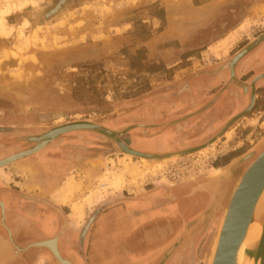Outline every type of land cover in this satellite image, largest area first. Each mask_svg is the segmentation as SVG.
Returning <instances> with one entry per match:
<instances>
[{
  "label": "rangeland",
  "instance_id": "obj_1",
  "mask_svg": "<svg viewBox=\"0 0 264 264\" xmlns=\"http://www.w3.org/2000/svg\"><path fill=\"white\" fill-rule=\"evenodd\" d=\"M55 1L0 0V157L29 150L34 144L28 138L74 123L95 124L115 136L91 130L64 134L42 152L5 167V174L22 175L19 170L26 168L17 181L65 205L68 226L75 222L81 235L108 205L148 200L150 207L138 209L135 234L140 242L135 253L144 255L143 264H161L164 258V264H207L223 209L205 222L211 195L204 187L219 175L216 164L240 154L230 167L254 150L242 161L247 168L262 152L264 147H256L264 139V107L249 110L208 149L185 156L212 139L188 148L175 143L182 135H196L194 124L206 104L222 89L216 99L226 105L232 97L224 91L241 95L256 72L239 64L237 78L230 81L221 67L204 84L192 83L195 93L177 90L202 66L245 45L244 51L264 35V0L232 5L228 0H67L60 14L43 21L42 13ZM200 87L210 91L198 96ZM225 126L215 129V136ZM151 130L168 138L166 151L152 155L173 159L136 158L118 146L120 140L131 145ZM82 156L88 158L79 161ZM55 159L69 164L66 170ZM181 186H194L205 196L197 212L177 198L174 190ZM193 197L186 195L188 201ZM79 246L73 251L84 259ZM36 259L54 264L49 255ZM122 262L130 264L127 258Z\"/></svg>",
  "mask_w": 264,
  "mask_h": 264
},
{
  "label": "water",
  "instance_id": "obj_2",
  "mask_svg": "<svg viewBox=\"0 0 264 264\" xmlns=\"http://www.w3.org/2000/svg\"><path fill=\"white\" fill-rule=\"evenodd\" d=\"M228 1L229 4L232 5L236 4L237 1L242 0ZM67 4V0H56L52 4V6H50L47 10L42 13V20L48 21L56 17L67 7ZM263 45L264 35L261 36V38L251 47L245 49L242 53V57L235 59L234 62L238 64V62L242 60V58H244L246 55L255 52L258 53L257 50L260 47H263ZM235 66L232 65L230 67H226L223 70L224 72H229L231 77L230 81L232 78H237ZM188 90L190 91L189 88ZM215 100H213V102L208 107L215 103ZM249 110L250 108L233 118L221 130V132L216 134V136H214L208 143L191 151H187L183 154L185 156H190L196 152L208 149L210 146L220 140L221 137L231 129L232 125L239 118L245 116V114ZM80 130H91L101 132L105 136L111 138L115 136L114 132L91 123L81 122L65 125L51 130L50 132H48V134H44L45 136L42 135L43 137L37 136L28 138V140L33 143L34 146L25 152L0 161V168H3L5 166L8 167L13 163L34 156L46 149L58 137L70 132ZM118 146L126 155L133 156L136 158H142L153 161H166L174 158L172 156L166 155L158 156L136 152L126 147V145H124V142H122L121 140L118 142ZM262 147H264V139L259 142L256 148ZM253 156L254 150L249 152L240 162L232 164L230 167L224 170V172L220 173L217 177L213 178L215 179V181L231 180L233 182V185L230 191L228 192L227 201L223 205H220L217 202V200L215 199L214 192L210 188L209 184L204 187V189L208 191L211 195V200L207 206V210L203 215V219H205V222L210 221L214 215H216L221 211V209H223L222 218L214 237L213 248L211 250V254L208 258L207 264H239V253L246 242L250 225L256 222L257 220L261 223V235L255 245L243 247V253L246 258L250 260L251 264H264V206L261 208L260 206H258L260 198L264 193V149L260 154H258V156H256V158L250 163V165L245 168L242 164V161L249 160ZM5 230L8 233L9 240L12 243H15L11 230L7 227L5 228ZM67 230L68 221L65 220L62 228L53 233L51 237H47L38 241H30L22 248L23 250L20 253L15 255H24L30 250H39V252H46L51 257L52 262L54 264H77L69 255L64 254L60 249V243L63 240ZM45 234L48 235L46 232ZM51 241L55 243L54 248L49 244L51 243ZM175 249L176 246L172 247L165 254V257L168 258V256H170ZM127 258V261L130 264H143L146 262L143 254L138 255L134 253L133 255ZM165 261L166 260L164 258L161 264H164ZM123 264H126V262Z\"/></svg>",
  "mask_w": 264,
  "mask_h": 264
},
{
  "label": "crops",
  "instance_id": "obj_3",
  "mask_svg": "<svg viewBox=\"0 0 264 264\" xmlns=\"http://www.w3.org/2000/svg\"><path fill=\"white\" fill-rule=\"evenodd\" d=\"M22 166L25 167L24 165ZM20 171L22 175L18 173L6 175V169L0 170V186H12L13 189L17 190V194L26 200L21 207V220H17L18 215L12 207H10L8 218L6 219L8 228L13 231L12 234L15 243L9 240L8 233L0 223V248H2V245H5L6 250L5 253H0V264H39L36 258L39 254L41 256H48L46 252L30 250L24 255H15L16 253L12 251L11 246L15 245L17 248L18 246L23 248L30 241H38L51 237L52 234L49 236L45 234L47 225L52 226L57 231L64 225L62 219H67L64 217L62 219L60 217L56 218L55 215L56 210L62 211L65 205L62 206V204H59L54 197L45 196L46 194L41 193L39 187L34 192L32 184L17 181L18 177H23L28 173L26 168ZM11 177L12 179L7 180V178ZM52 178H55V174L52 175ZM51 182L52 184L56 183L54 179ZM45 192L49 195L52 193L49 191V188ZM29 196H34V198L28 201ZM91 207L97 206L90 205L89 208ZM148 207H150L148 200H122L121 202L108 205L107 210L96 217L91 224L92 227L83 232L82 235L79 232V228L75 226V222H69L70 227L68 226L67 233L60 243V249L64 254L69 255L77 264H123L122 261H125L127 257L133 255L140 243L138 239L135 240V234L138 231L136 230V226L141 222L137 215L138 209ZM46 208H49L51 214L50 212L45 213ZM148 218L146 217L144 219L147 220ZM18 221H21L20 224H18ZM82 223L84 222L81 221ZM19 225H24L26 230L25 235H22L20 232L18 234L16 233ZM78 243L80 245L79 247H83L84 259L73 251V246H77ZM4 258L8 259L5 260Z\"/></svg>",
  "mask_w": 264,
  "mask_h": 264
},
{
  "label": "flooded vegetation",
  "instance_id": "obj_4",
  "mask_svg": "<svg viewBox=\"0 0 264 264\" xmlns=\"http://www.w3.org/2000/svg\"><path fill=\"white\" fill-rule=\"evenodd\" d=\"M252 7L253 5L248 8L246 18L249 17V15H251V10H253ZM261 15L262 17L264 16L263 11ZM209 46L205 47L204 49H201V51H198V52L208 50ZM243 47H241L236 52H234L232 56L229 55L228 57L223 58L222 60L214 61L213 63L207 64L208 66H202V68L204 69L200 70L197 74H193L192 78H188L186 80L189 83L188 84L184 83L181 86V88L177 90L178 91L177 93L179 94L182 91L184 92L183 94L195 93L197 89L192 83L197 82L196 84H204V82L206 81V79H208V77L213 78L214 77L213 75L218 74L221 67H230L232 65L234 66L236 65L235 68L238 69L239 64H240L243 68H245V71H248L249 73H252V71L256 72L255 75L249 80L250 82H248V84L243 88L242 90L243 93L241 95H237L236 93H234L231 88H227L224 91V93L228 92V95L232 97L228 100L226 105L222 106L220 104L221 103L220 98L218 100H215L218 97L222 89L217 91V93L213 96L212 100H210L206 105H208L209 103L211 104L213 100H215L216 102L213 103L202 115H200L199 120L194 124L196 126L195 128L197 129L196 135L192 137H190L188 134L182 135L179 137V141H175V143L182 144L184 148L191 147L197 142L202 144L206 142L208 138L210 137L213 138L215 136V132H216L215 129L218 130L220 127L227 125L233 119V117L235 118L237 114H239L240 112H243L249 108H250V112H253L259 106L264 107V48L258 51V54H256L255 52V53L246 55L244 58H242V60L238 62V64H236L234 60L242 57ZM188 54H191V53H187L186 55ZM186 60H190V58L187 57ZM205 67H209V68H205ZM258 67H261V70L259 72L256 71ZM193 78L195 79L193 80ZM254 82L255 84L253 85ZM258 83L262 85L261 88L258 87ZM188 88L190 89V91L188 90ZM199 89H200V92L198 91L199 92L198 96H205L207 92L210 91L209 89H206V88L202 89V87H200ZM192 105L196 106L195 107L196 109H199L200 107V106L199 107L197 106L198 105L197 101L192 102ZM190 123L188 122L187 127H190ZM183 125L184 123L180 124V127L183 128ZM175 126H179V125H175ZM213 128H214V131H212ZM159 133L158 132L155 133L152 130L147 131V133H143V135L146 134L145 137L144 136L138 137V139L131 145L124 142V145H126V147H128L131 150H134L136 152H140L143 154L152 155V154H158L161 152H165L166 151L165 146H168L167 145L168 138H166V135L164 134L159 135ZM175 140H178V139H175ZM8 156L0 157V160ZM240 156H241L240 154H234L231 157L225 159L223 162L216 164L213 167V169L215 170V169L225 168L232 161L236 160ZM87 158L88 157L86 156H82L78 159L79 161H83V160H86ZM55 160L59 163L62 162L59 159H55ZM68 165L65 162L60 163V165H58L59 166L58 168L62 170L63 169L66 170L65 168ZM56 174L58 173L56 172ZM194 190H195L194 186H181L179 188H176V190H174L176 195L178 196L177 198L179 200H182L184 207L185 206L188 207L193 213L197 212L196 210H198L205 201V196L202 194H199L197 191H194ZM193 191L195 192L194 194H193ZM17 193H18L17 190L13 189L12 186H2V185L0 186V201H2L5 205V207L4 206L1 207L0 205V223L2 224L4 228L6 227L8 228L6 219L8 218V212H9L10 207L15 209L16 214L18 215L17 220H19L21 217L20 216L21 207L25 203L26 200H24V198H22ZM186 195L194 196L193 200L188 201L186 199ZM29 197L30 198L28 199V201L34 198V196H29ZM49 212L51 214V211L49 210V208H46L45 213H49ZM55 215L58 218L60 217V219H62L63 217L66 218V213L63 210L62 211L56 210ZM18 222H19L18 224H20L21 221H18ZM19 232L22 235H25L26 230L24 228V225L18 226L16 233L18 234ZM11 247H12L11 248L12 251H14L16 254L20 253V251L22 250V247L17 248V246L15 245H12Z\"/></svg>",
  "mask_w": 264,
  "mask_h": 264
},
{
  "label": "bare ground",
  "instance_id": "obj_5",
  "mask_svg": "<svg viewBox=\"0 0 264 264\" xmlns=\"http://www.w3.org/2000/svg\"><path fill=\"white\" fill-rule=\"evenodd\" d=\"M48 134V133H47ZM46 135V134H45ZM45 135H43V136H45ZM42 136V137H43ZM25 151H27V150H25ZM25 151H23V152H25ZM20 153H22V152H20ZM20 153H17V154H20ZM17 154H14V155H10V156H8V157H6V158H4V159H2V160H0V161H3V160H5V159H7V158H10V157H12V156H15V155H17ZM19 162V161H18ZM14 164V163H13ZM145 166H146V164L145 163H143ZM12 165V164H11ZM6 167V166H5ZM5 167H3V168H0V170H2V169H4ZM228 167H225V168H220V169H215V171L214 172H216V173H222V172H224V170H226ZM38 169V168H37ZM215 173V174H216ZM208 181V180H207ZM211 183H208L209 185H210V188L213 190V192H214V195H215V199L217 200V202L220 204V205H223L226 201H227V196H228V192L230 191V189H231V187H232V185H233V182L231 181V180H219V181H215V179H210L209 180ZM1 203H0V205H1V207H5V205H4V203L2 202V201H0ZM258 206H260V208L261 207H263L264 206V193H263V195H262V197L260 198V201H259V203H258ZM259 208V207H258ZM52 225V224H51ZM46 227V226H45ZM57 228V227H56ZM44 229V228H43ZM261 223L257 220L256 222H254V223H252L251 225H250V228H249V231H248V235H247V239H246V242H245V244L243 245V247H245V246H253V245H255L257 242H258V239H259V237H260V235H261ZM162 231H163V228L161 229ZM56 230H55V228H53L52 226H50V225H47V227H46V229H45V232L48 234V235H50V234H53L54 232H55ZM161 231V233H164L165 234V232H166V230L165 231H163L162 232ZM150 233V232H149ZM152 233V232H151ZM167 233V232H166ZM153 236V235H152ZM146 238V237H145ZM52 240V239H51ZM54 242L53 241H51V243H49L53 248H54V246H55V243L53 244ZM1 245V244H0ZM243 247H242V249H241V251H240V253H239V257H238V262H239V264H251V262H250V260L249 259H247L246 258V256L244 255V253H243ZM20 248V247H19ZM212 248H213V245H212ZM23 250V249H22ZM21 250V251H22ZM212 250V249H211ZM20 251V252H21ZM69 251V250H68ZM6 252V250H5V245H2V248H0V253H5ZM68 253V252H67ZM210 254H211V252H210ZM210 256V255H209ZM5 259V258H4ZM6 259H8V258H6ZM5 259V260H6ZM4 260V261H5Z\"/></svg>",
  "mask_w": 264,
  "mask_h": 264
}]
</instances>
